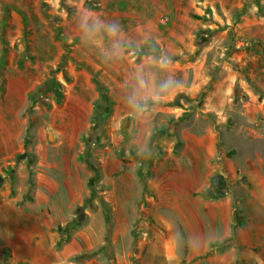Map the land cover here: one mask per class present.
Segmentation results:
<instances>
[{
    "label": "rangeland",
    "instance_id": "obj_1",
    "mask_svg": "<svg viewBox=\"0 0 264 264\" xmlns=\"http://www.w3.org/2000/svg\"><path fill=\"white\" fill-rule=\"evenodd\" d=\"M158 1L0 0V231L10 233L6 221L25 214H59L66 223L57 226L64 227L89 199L88 186L98 188L88 207L94 211L103 203L111 216L105 202L110 186L138 192L139 186H176V168L193 161L195 186H206L193 196L218 175L241 199L231 206L230 240L211 247L231 253L228 264H256L261 247L254 229L261 225L264 261V208L256 204L264 200V0H180L168 10L157 8ZM122 22L131 24L118 30ZM112 24L115 32L108 29ZM196 40L205 44L197 49ZM149 41L159 56L137 57L133 48ZM63 56L62 71H56ZM166 65L187 71L184 87L166 97L145 96ZM51 77L62 85L60 102L44 96L50 108H32L24 149L29 96ZM105 106L103 114L98 109ZM95 117L103 122L100 131ZM19 155L25 157L16 161ZM71 199L76 204L68 207ZM26 201L33 205L17 212L8 207ZM88 207L78 214L85 216ZM163 218L175 236L170 216ZM218 222L215 217L216 234ZM178 231L185 253L180 226ZM173 250L168 263L185 264L184 254L178 258ZM18 253L3 248L0 264H29ZM219 257L212 264H220Z\"/></svg>",
    "mask_w": 264,
    "mask_h": 264
},
{
    "label": "crops",
    "instance_id": "obj_2",
    "mask_svg": "<svg viewBox=\"0 0 264 264\" xmlns=\"http://www.w3.org/2000/svg\"><path fill=\"white\" fill-rule=\"evenodd\" d=\"M156 4L154 2V5ZM175 5L181 6L182 2L160 0L156 7L168 10ZM130 24L131 22L126 24L122 22L118 30H124ZM140 27L141 24H139ZM120 35L123 34L120 33ZM187 77V71L183 68L166 65L156 76V89L150 93L145 91L144 95L155 98L166 97L174 90L183 88ZM165 80L169 82V87L161 91L160 85ZM130 129L132 125L124 126L125 133H130ZM135 131L136 128L134 134ZM21 132L20 130L19 133ZM13 137L8 134L5 141L11 142ZM156 170L154 166L150 168L152 173ZM176 170V186H139L144 195H140V190L138 192V189H132V186H110L111 194L109 198H105V202L112 211L111 216L108 215V222L105 221L102 208L99 207L94 211L85 209V222L63 235L58 233L57 224L66 223V217L59 214H25L22 218L7 220L6 222H10L12 227L9 228L10 225L7 223L10 233L0 231V240L3 242L0 251L5 247L16 250L19 252L17 259L29 264H169L167 257L171 254L170 250L174 249L172 251L174 256L179 258L184 254L185 264H212L216 256H222L218 258L220 264H228L231 261V253L227 251L218 253L216 248L211 247V243L223 241L226 244V240H230L231 206L233 203L240 205L241 199L235 198L231 189L225 192L220 200H207L193 196L194 193L206 187L195 186L197 182L193 161L186 166L177 167ZM115 191L117 198L114 195ZM118 192L121 198H118ZM75 204L76 201L71 199L68 207ZM256 204L260 205L261 209L264 208V200L256 199ZM8 205L12 211L17 212L24 206L33 204L31 201H26L23 205L19 203V208L9 202ZM123 206L128 208L127 215L123 212ZM215 207L219 208L217 215ZM203 209H205L204 213ZM163 214L170 216L175 227L176 234L173 237L169 233ZM215 217L219 220L217 234L214 232ZM23 221L30 222L32 225L24 228ZM132 225L136 230L133 233L135 235L131 233ZM177 225L184 233L185 253L182 252L183 238ZM262 227L257 225L254 229L255 237L261 247L256 257V264H264L261 258L262 243L260 242L263 236ZM213 250L214 252H211ZM80 256L83 257L78 258ZM130 257H133V262L130 261Z\"/></svg>",
    "mask_w": 264,
    "mask_h": 264
},
{
    "label": "trees",
    "instance_id": "obj_3",
    "mask_svg": "<svg viewBox=\"0 0 264 264\" xmlns=\"http://www.w3.org/2000/svg\"><path fill=\"white\" fill-rule=\"evenodd\" d=\"M57 31V30H56ZM61 39V38H59ZM63 40V39H62ZM63 41H62V45H63ZM205 44L204 40L200 41V40H196L194 42V46L199 49L200 47H202ZM63 48H65V45L63 46ZM133 51L136 53L137 57L140 56H153V57H157L159 56L160 52L157 49V47L155 46V44L151 41L137 47V48H133ZM0 61H1V57H0ZM66 61V56H63L61 59V62L59 63V65L57 66V70L56 71H62V67L64 65V62ZM54 73H52L53 75ZM65 81L67 82L68 79L66 77H64ZM94 84L96 85V87L100 90V101L102 102H106V104H108V98L105 95V90L101 88L100 84L93 79ZM61 89H62V85L55 80L53 77L49 78L48 80H46L44 82L43 87L35 89L34 92L29 96V100L31 101V107L27 108L25 110V117L28 120L27 122V127L24 133V140H23V148L25 149L28 142H27V136H28V131L33 127V123L31 121L30 115H31V111L32 108L38 104L39 106L45 108V109H49L50 108V104L45 101L43 99L44 96H52L54 98V102L56 105L59 104L60 99H61ZM149 101V100H147ZM146 105H149V102H147ZM98 110H101L103 112V114L108 112V106H105L103 108H99ZM98 118V117H97ZM95 117V125H97V130L100 131L102 129V123L101 121H99V119H97ZM88 149V144H86L84 146V154L82 156H78V159L82 162H87L85 155H86V151ZM24 155H19L16 158L17 160L20 159H24ZM29 163V162H28ZM139 175H141V173L139 172ZM90 194H89V199H87L85 201V204L82 206H77L76 212L77 214H75L73 216V218L64 226V227H60L58 226L57 231L60 235L66 234L68 233L70 230L75 229L79 226H81L84 222H85V218L83 215L78 214L79 212H81V210L83 209V206H90L91 207V200H93L95 198V192L98 190V188L96 186H88ZM225 192H227V186L224 185V181L220 178V176H214L211 178V180L209 181V186L199 192L197 195L203 199H207V200H220L224 197ZM102 204V211H103V216L106 222H108V212L104 206L103 203ZM90 207H88L90 209ZM223 244H219L218 247H222ZM83 256H80L78 258H81ZM133 260V259H132Z\"/></svg>",
    "mask_w": 264,
    "mask_h": 264
},
{
    "label": "clouds",
    "instance_id": "obj_4",
    "mask_svg": "<svg viewBox=\"0 0 264 264\" xmlns=\"http://www.w3.org/2000/svg\"><path fill=\"white\" fill-rule=\"evenodd\" d=\"M108 29L111 32H115L117 30V25L112 24V25H108ZM141 85L144 86L145 82L143 79H141L140 81ZM169 87V82L167 80H165L161 85H160V89L161 91L167 89Z\"/></svg>",
    "mask_w": 264,
    "mask_h": 264
}]
</instances>
